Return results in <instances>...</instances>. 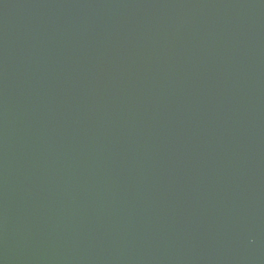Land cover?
<instances>
[{"label": "water", "instance_id": "water-1", "mask_svg": "<svg viewBox=\"0 0 264 264\" xmlns=\"http://www.w3.org/2000/svg\"><path fill=\"white\" fill-rule=\"evenodd\" d=\"M0 264H264V0H0Z\"/></svg>", "mask_w": 264, "mask_h": 264}]
</instances>
